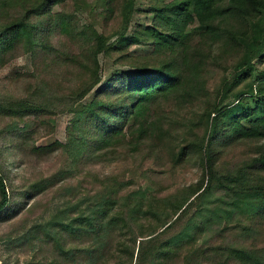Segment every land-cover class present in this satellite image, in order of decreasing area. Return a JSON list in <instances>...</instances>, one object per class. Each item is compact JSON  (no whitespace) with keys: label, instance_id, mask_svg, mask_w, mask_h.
Here are the masks:
<instances>
[{"label":"trees","instance_id":"obj_1","mask_svg":"<svg viewBox=\"0 0 264 264\" xmlns=\"http://www.w3.org/2000/svg\"><path fill=\"white\" fill-rule=\"evenodd\" d=\"M83 8L101 17L93 40L79 32ZM263 42L264 0H0V69L23 53L35 70L15 76L25 96L0 99L7 148L25 149L36 121L73 115L65 143L29 150L60 152L67 169L14 196L1 162L0 223L79 166L114 162L142 188L103 182L15 243L49 242L63 264H264ZM70 76L75 88L61 86ZM159 176L185 185L160 198Z\"/></svg>","mask_w":264,"mask_h":264},{"label":"rangeland","instance_id":"obj_2","mask_svg":"<svg viewBox=\"0 0 264 264\" xmlns=\"http://www.w3.org/2000/svg\"><path fill=\"white\" fill-rule=\"evenodd\" d=\"M137 1L140 3L142 0ZM56 12H59V15L68 17L69 19L77 17L76 13L66 12L64 7L58 8ZM81 13L86 19L81 22L82 25L79 32L86 39L93 40L96 37V33L100 31L99 23L101 17L98 14H90L84 8L81 10ZM77 14L80 16L79 12H77ZM114 32L115 31L109 29L105 34L113 39V36L117 34ZM263 47L264 45L261 48ZM261 48L255 50L256 56H258V51ZM250 49H253V46H251ZM31 63L32 59L29 54L20 53L16 58L9 61L0 69V99L5 97L15 99L18 96H25L23 82H21V80L14 82V80H16L15 76L17 74L22 75L34 73V68L30 66ZM106 73L107 70L103 72V78L107 76ZM71 75L77 78L75 74L71 73ZM62 76L64 77L65 75L63 74ZM61 80L62 79L59 80L58 78L55 81L59 84V81ZM68 80H72V84ZM76 84L77 81L71 76L64 79L63 83L61 81V86H70L71 88H75ZM59 89V87L54 86L52 88H42V91L43 93L49 94V92H55ZM244 90L245 87L243 86L240 89V93L244 92ZM67 92L68 90H61V93L63 94H66ZM72 119L73 115L71 113H62L54 116L51 124L46 118H44L45 123H41V120L36 121L34 128L36 133L33 137H30L32 140L27 141L28 144L25 149L19 148L20 151L15 155L14 151L7 148L9 147V142H12V145L16 144L13 140V135L8 136L5 133L7 138L3 139L2 133L4 130L7 131L9 129L8 127L10 126L11 121L0 117V164L1 162H6L7 164L14 196L22 194L27 186L29 187L31 182L48 178L61 171V169L68 168V164L64 162V156L60 152H56L48 157L41 155L36 157L35 155L30 154L29 150L32 144H35L36 146H45L54 141L65 143L70 135ZM16 141L18 143L22 142L21 139H17ZM130 171V168L124 165L122 167L120 165L117 166L114 162L94 163L86 167L79 166V168L71 172L72 176L66 178L63 183L62 181H59L54 187H51L49 190H45L41 194L35 196L33 199L26 201L24 209L15 219L11 222L0 223V264H63L61 260L56 259L51 243H45L43 241L38 243L37 240L33 245H19L18 243H15L14 239L20 237L21 234H23V231L29 229L31 225L48 221L58 208L68 209L69 206L76 207V205H78L83 199L87 197L92 198L98 190H102L103 182L106 183L108 180L109 184L116 186H119L122 183L131 182L130 184L128 183L129 185L126 189L123 188L120 195L129 194L132 191L137 190L139 187L142 188V185L144 184L142 178L138 176L137 180L132 178ZM193 172L197 171L194 169L191 173L189 172L185 175V182L190 183L196 179L194 177L195 173ZM157 179L159 181L154 187V194H157L160 198L173 194L180 189L183 184L185 185V182H182L180 179L170 181V179H164L162 176H159ZM63 186L71 187L73 192L64 195L65 187ZM9 188L8 191L11 193ZM17 203H19V201ZM85 205L86 203L81 206L85 207ZM233 234L234 231H231L228 237Z\"/></svg>","mask_w":264,"mask_h":264}]
</instances>
